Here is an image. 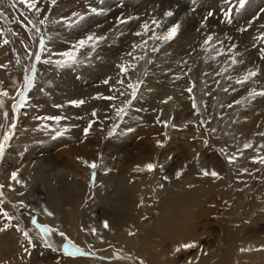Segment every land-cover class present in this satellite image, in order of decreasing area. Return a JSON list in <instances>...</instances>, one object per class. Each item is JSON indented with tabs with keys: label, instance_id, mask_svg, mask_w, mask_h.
Listing matches in <instances>:
<instances>
[{
	"label": "rangeland",
	"instance_id": "rangeland-1",
	"mask_svg": "<svg viewBox=\"0 0 264 264\" xmlns=\"http://www.w3.org/2000/svg\"><path fill=\"white\" fill-rule=\"evenodd\" d=\"M83 1L74 0V5L73 0H55V3L52 0H38L40 11L37 13L20 0H0V93H8L7 96L0 95V101L3 102L0 106V140L13 122L16 125L0 155V185H3L0 188V229H3L0 230V264H141L133 257L134 254L93 248L94 243L87 242V235L89 230H92L90 235L93 236L101 228L106 229L104 223L108 216L123 214L137 228L132 241V248L136 249L148 223L159 215L156 205L158 198L168 192L180 197L182 202L188 200V210L182 219L197 223V228L195 225L193 227L197 231L192 235L195 239L186 241V244L195 246L184 251L171 250L176 264L185 257L188 259L197 250L209 254L213 247L217 249L216 259L221 255L226 241L238 244L241 239L247 242V247L232 251L234 264H264V163L260 162L264 158V135H261L264 133V102L259 100L263 96L260 93H264V52H258V57L253 53L252 60L248 58L246 61H252L253 65L260 63L252 71L256 72L253 78L240 87H227L225 83L228 80L227 73L232 75L235 71L241 80L243 75L249 73L247 69L243 70L246 73L238 74L246 60L241 57L244 46L248 47L251 56L255 41L262 39L264 43V0H246L244 7H240L238 0H227L226 4H223L224 0H185L187 5L184 0L168 1L175 5L167 12L172 11L171 19L175 14L168 29L181 24L184 19H190L193 23L198 21L197 25L202 27L201 37L208 28L213 40L222 41L223 55H219L218 65L224 73L220 71L221 76L217 71L219 82L214 85L212 99L215 105L211 111L207 106L211 97L207 88L198 83L196 68L192 67L190 72L186 70L187 64L178 66L185 72L178 74L180 80L172 83L166 79V68L160 74L154 73L156 69L146 62L148 54L131 61L124 68L126 71L120 68L118 76L91 73L82 78L81 66L91 61L94 44L88 42L77 50L78 42L70 39L71 35L66 38L65 34L69 33L73 25L77 27L79 20L88 13L89 4H84L82 9L77 8L78 2L83 4ZM159 1L154 0V3ZM177 3L185 4V9L181 12L176 10L179 7ZM156 8L159 7L154 4V22L158 13V10L155 12ZM65 11L68 15L64 14ZM194 31L199 34L198 27ZM161 32L164 30L158 31L155 37H160ZM42 37L44 46L39 50V59H36L37 44ZM73 37L85 39L75 32ZM4 40L8 43L5 44ZM204 44L202 42L201 51L206 50ZM261 48L264 49V44ZM168 51L171 49L168 48ZM65 52H73L75 62L63 56ZM121 56H124L123 52ZM165 57L168 58L167 55ZM161 61L160 58L155 66L166 65H161ZM175 64L173 66L177 68ZM64 72L69 76L61 84ZM26 77L31 79V87L24 93L26 100L23 106L19 111H14V105L20 102L19 93L25 88ZM230 80L232 83L234 79ZM188 81L191 91L187 88ZM130 84L132 87H129ZM145 84L149 85V89ZM144 90H147L145 94ZM77 91L81 97L76 95ZM173 91H176V101L186 105L184 112L189 114L195 109V112L203 113L200 120L201 124L204 123L201 129L199 126L195 130V134L204 143L201 151L193 152V158L182 136L176 141L170 136L174 114L181 111L168 98ZM139 94L144 98L137 103ZM72 101L84 103L76 105ZM120 109L123 111L118 114ZM5 112L7 117L4 116ZM131 120L132 123L141 124V128L129 132L128 136L121 134L122 125ZM153 122L163 123L161 133H153ZM134 125L137 127V124ZM64 131L69 132L70 140H56L64 135ZM155 140L162 141L158 144L160 160L157 158V161L165 159L164 163H155L151 171L137 168L141 167L137 162L146 160V154L134 151V145L145 146ZM245 144L252 146L245 148ZM114 148L118 154L120 150L122 152L121 158H116L117 161L112 160L115 159L114 155L112 157L114 152H109ZM67 149L72 156L67 155ZM30 150L34 151L33 156L37 155L39 160L43 158L49 165L36 163L29 165L32 168H24L21 162L24 154ZM7 152H11V158L4 168L2 166ZM230 157L233 158L231 162ZM106 161L112 164L111 167L103 165ZM178 161L185 162L186 167L183 165L178 168ZM116 162L121 163V168L113 166ZM92 163L96 164L95 169L89 166ZM204 170L217 172L219 178L203 175ZM13 172L16 173L15 179L12 178ZM141 176L149 177L150 184L139 188L135 181ZM75 205L79 206L75 212V230L79 229L77 241L69 236L73 227L70 228L71 222L68 220V209H73ZM205 208L208 214L201 212ZM4 212L12 219L5 217ZM37 224L46 225L52 231L45 234L37 228ZM24 231L32 238L31 244L24 237ZM61 232H66L65 236H61ZM151 237L155 246L161 244L158 236ZM69 240L87 253L65 254L64 245ZM255 242L261 245L251 249ZM232 249L230 243L224 251ZM214 259L208 264H215Z\"/></svg>",
	"mask_w": 264,
	"mask_h": 264
},
{
	"label": "bare ground",
	"instance_id": "bare-ground-1",
	"mask_svg": "<svg viewBox=\"0 0 264 264\" xmlns=\"http://www.w3.org/2000/svg\"><path fill=\"white\" fill-rule=\"evenodd\" d=\"M168 1L169 0H160L159 3H154V0H88V1L84 0L83 4L81 2H78L77 8L81 7V9H82L84 7V4H89L90 9L88 10V13H86V16H84L82 19L79 20L77 27L75 25H73L71 27V30L69 31V33L66 32L67 33V34H65L67 36L66 38H68V36L71 35L70 39H72L76 42H79V40H80L79 38H78L79 40L74 39V37H73L74 32L79 33V35H81V37L85 38V39L88 36L103 37L102 40H98L95 43L89 42L90 44L91 43L94 44L95 49L93 51L91 61L88 62L86 65L81 66L80 70L83 73L82 78H84L85 76H89L91 73H96V74L103 75V76L104 75H110V74L111 75H117V72L119 73V69L122 68L121 66H123V69H124V68H126V66H128L130 64L131 61L136 60L137 58L141 59V58L145 57L146 54H148V58H147L146 62L150 65V67L155 68L157 71L154 73L160 74V72L166 68L165 69V70H167L166 71L167 72V74H166L167 78L166 79H169L172 83H175L179 79L178 74L182 75L185 72L183 68L181 70V67L178 68V66H183V65L187 64L188 65V69H186L187 71H190L192 67L196 68L198 83L207 88L208 95L211 97L207 102V106L209 107V109L211 111V109L215 105L214 99H212L213 98L212 97L213 92H215L214 91L215 90L214 85L218 84V82H219V77H218L217 71H218V73H220V71H222L224 73V70L221 69L222 67L220 65H218L219 59H220L219 55L220 54L223 55V52L221 51V48H222L221 42L222 41L218 42V41H216L215 38L213 40V36H212L213 34H211L209 32L208 28H207L206 32L202 35L203 37H201V31L203 30L202 27L200 25H197L198 21L193 20L194 21V23H193L190 19H188V20L184 19V20H182V23L180 22L181 24H178L176 34L172 39H170V40L165 39V37L168 34L167 32L169 31L168 27L170 26L171 21L175 17V14H174V17H172V19H171V16L166 17V13L169 11V9L171 7L175 8V5L172 4L171 2H168ZM72 4H74V0H73ZM154 4L157 7H159V8L155 9V12H156V10H158V13L156 14L157 16H155V18H154L155 22L152 20L153 14H154V9H153ZM177 4H179V3H177ZM185 4L187 5L186 1H185ZM185 4H183V5H185ZM183 5L179 4V7L176 10H180V12L182 10H184L185 8H183ZM93 9H95V11H93ZM159 9H160V11H159ZM173 13H176V12L173 11ZM177 13H179V12H177ZM64 14L68 15V12L65 11ZM190 18L192 19V17H190ZM121 21H124V22L121 23ZM145 24L148 25L147 30L144 29ZM196 27L199 28V34L195 33V31H194ZM161 29H163L164 32L163 33L161 32L162 34L160 35V37H155V35H157L156 33L158 31H160ZM167 29H168V31H167ZM81 32H83V34H81ZM137 33H141V35H137ZM158 34H160V33H158ZM208 37H211L212 39L208 40ZM75 38H76V36H75ZM204 40L208 41L206 44H204L206 50L201 51L202 42H205ZM261 41H262V39L259 42L255 41V43L253 44L254 46H252L253 52H250L251 56L247 50L248 47L245 48V46H244L245 51L241 54V57L245 58L246 60L243 61V65L240 64L241 68H239L240 71L238 74H241V72H242V74L246 73V72H243V70L246 71L247 69L249 70V72L250 71L252 72L253 70H255V68L257 66H260V63L253 65L252 61L250 63H246V61L248 60V58L252 60V58L254 57L253 53L255 54L256 57H258V55H259L258 52H264V49L261 48V46L264 43H262ZM59 46H57V47H59ZM168 48H170L171 51H168ZM121 52H123V55H124L123 57L121 56ZM137 54L139 56H136ZM165 55H167L169 59L166 58ZM141 56H143V57H141ZM259 57H261V56H259ZM160 58L162 59L161 65L166 64L165 66H162V67L161 66L160 67L155 66L158 63V60ZM170 59L173 61H169ZM174 61H176V64ZM173 64L177 65V68L175 66H173ZM245 64L247 66H245ZM240 65H239V67H240ZM150 67H149V69H151ZM84 70L86 72H84ZM170 73H172L173 75ZM221 73H220V75H221ZM62 75L63 76H62L61 84L64 83L66 77H68L69 74L67 75V73L64 72ZM226 76H227L226 79H228L227 81H225L227 87H228V85L229 86L232 85L235 87L242 86V83L238 82V81H242L241 76L237 75L235 71H233L232 75H230V73H227ZM243 78H244V75H243ZM230 79H234V80H232V83H231ZM262 81H263V79H262ZM189 82L190 81H188V83H187L188 89L191 85ZM244 82H246V81H244ZM66 84H68V83H66ZM144 86H146L147 89H149V87H148L149 85L145 84ZM68 87L69 86H67V88ZM69 90H71V89L69 88ZM79 90H81V89H79ZM262 90H264V88ZM146 92H147V90H144L143 94H145ZM173 92L174 93L172 94V96H170L171 97L170 100H171L173 106L174 105L178 106L180 108L179 110H181V111H178L174 114L173 123L171 124L172 126L170 125L172 127V128L170 127V129H171L170 136H171V139L173 137V139L175 141L179 140V137L182 136L183 138H181V139H183V142L186 143V145L188 146V151L191 153L190 157L193 158L194 153L201 151L202 144L204 143V141L202 139H200L197 134H195V132L198 130V127L200 126V129H201V126L204 123L203 122L201 124V120H200V116H203V113L200 111H197V110L195 112V109L193 111L191 110V112H189V114L187 112H184V109L186 108L184 106H186V105H184V103L181 101L179 102V100L176 101V98H177V97H175V96H177L176 91H173ZM260 92H261V90H260ZM67 93H68V89H67ZM79 93L80 92L77 91L76 95L80 96ZM96 93H97V91H96ZM178 94H179V92H178ZM72 95H73V93H72ZM84 95H87V94H84ZM77 96H75V97H77ZM141 98H144V97H143V95L139 94V97L137 99V103ZM259 100H261L262 101L261 103H263L264 102L263 101L264 95L260 96ZM254 105L255 104H253V106ZM255 106H257V105H255ZM168 109H170V107ZM170 114L172 115L171 110H170ZM170 118H171V116H170ZM135 121H137V120H135ZM134 124H137V127H135ZM199 124H201V125H199ZM153 126L154 127H152V131L154 134H159V132L161 133V131L163 129V123L161 124V123L157 122V124H155ZM194 126H196V127H194ZM140 128H141V124H138L136 122L132 123V120H131L128 122V124L122 125V131L120 129V133L124 134L125 136H128L129 132L131 133V131L133 132V130H138ZM63 134L64 135H62L61 137H57L56 140L60 139L63 142H68L70 140L71 135L67 131H64ZM153 137H155V135ZM64 138H66V139H64ZM161 140H155L153 143L148 142L145 146L134 145L135 146L134 147L135 149L133 148L134 151H141V153L143 152L146 154V156H145L146 160L141 161V162H137L138 164H141V167L137 166L138 165L137 164L136 165L137 168L142 169V167H144V169H143V171H144V170H147L145 168V166L147 164H149V163L155 164L158 162L157 158L159 159L158 151L160 150L159 149L160 147L158 146L157 141H159L161 144L162 143ZM174 140H172V143ZM96 145H95V147H96ZM64 150H66V149H64ZM120 151L118 154V152H116L115 148L113 150L112 149L109 150V152H111V153L114 152V153H112V157L114 155L115 159H112V160L117 161L116 158H121L122 152H120ZM33 152H34L33 150H30L29 152H27V154H24V159L21 162L22 163L21 165L25 166L24 168H27V167H29V165H33L36 163H37V165L38 164L49 165L48 162L43 161V158L39 160L37 158V155L33 156ZM10 154H11V152H7L6 157L4 158V162H3L4 165L2 167L5 168V165L7 166V162H8L7 160H10V158H11ZM67 155L72 156L69 150H68ZM132 156L134 157V155H132ZM215 156L217 157V155H215ZM163 158H164V154H163ZM165 158H167V157H165ZM166 160H168V159H166ZM74 161H76V160H74ZM164 161H165V159L159 161L158 163H164ZM110 164L111 163L109 161H106V162H104L103 165L106 168L107 167L109 168L112 165V164L111 165ZM177 164H178V168H179V167H182L183 165H185V162H179L178 161ZM177 164H176V166H177ZM41 165H39V166H41ZM113 166L121 168V163L117 164V162H116L113 164ZM185 167H186V165H185ZM180 171H181V169H180ZM143 177L144 176H141L140 178H137L135 181L136 185L139 188H141L142 186H147L148 183L150 184L149 177H144V178ZM155 179H156V177H155ZM8 186H9V184H8ZM168 193L163 195V196L161 195L158 198V203L156 205H158L157 209L159 211V213H158L159 215L157 218L151 220L148 223V226L145 228L146 230H145L144 234L141 236L139 242L137 243L136 249H133L134 247L132 248V245H133L132 241L134 240V235L137 232V228H134L132 226L133 223L131 224L130 222H128L129 218L124 217L123 214L115 215L112 217L108 216V218H107L108 219L107 220L108 227L106 229L101 228L98 233H95L94 235L92 234L93 236L90 235L92 230H89V234L87 235V232H88V228H87V230H86L87 231L86 235L88 236L87 242H89V241L93 242L94 243L93 248H95V249L106 248L108 250H114V251H119V252H123V253H128V255L134 254L133 257L138 259V262H140L141 264H176V262H175L176 259L172 258L173 257L172 256L173 255L172 249L173 248L177 249L178 247H180L184 243L186 244V241H189V239L193 238L192 237L193 232L196 231V229H194L193 227H194V225L196 227L197 223L193 222V221L191 222V219L189 222L188 221L186 222L185 220L182 219L183 216L185 215L184 213L186 212V210H188V208L186 209L187 204H188V200L185 199L186 202L185 201L182 202V200H180V197H178L176 195H171ZM147 197H148V195H147ZM147 197H145V198H147ZM142 198H143V196H142ZM78 208H79V206L75 205L73 209H71V208L68 209V213H69L68 214V217H69L68 220H70V222H71L70 228L73 227L72 231L68 230L69 233L71 232V234L70 235L68 234V235L71 238H73L75 241L79 240L78 232H77L79 229L77 231L75 230V228L77 229V227L75 225V214H76L75 212ZM132 211H133V207H132ZM207 211H208V209H206V208L201 210V212L204 214H206V213L208 214ZM194 213H196V212H194ZM117 214H119V213H117ZM187 214H188V212H187ZM187 216H189V215H187ZM131 218H133V217H131ZM194 218H196V217H194ZM194 218H193V220H194ZM176 221H177V223H176ZM195 221H197V219ZM187 223H188V225H186ZM201 224L203 225V223H201ZM67 228H68V225H67ZM64 233H66V232H64ZM130 233H132V234L130 235ZM151 236H153V237L158 236L160 238L161 244L155 246L154 241H153ZM16 237H18V236H16ZM242 238H244V237H242ZM193 239H195V237ZM135 243H136V241H135ZM230 243H231V246L233 247V249L231 251H224L226 248V245L230 244ZM235 243H237V242H234V241H231V242L228 241L227 242L226 241L225 245H223L222 251L220 252L221 255L219 254L220 256L216 259H214V257L216 256V254H218L217 249H216V247H213L211 245V248L213 247V249L209 250L210 251L209 254H208V252L207 253H201L200 251L198 252V250H197V252L193 253V255L191 257H188V259L185 257V259L179 264H208L210 262V260H212V259H214L215 264H234V254L232 253V251L234 252L238 248H246L247 247V242L244 239H241V241L238 242V244H235ZM24 245H26V244H24ZM259 245H261V244H258L255 242V244H253L250 248L251 249L257 248ZM181 250L184 251L185 248H181ZM219 251H220V249H219ZM226 252H228L229 255L225 254ZM258 255H259V252H258ZM117 264H119V263H117Z\"/></svg>",
	"mask_w": 264,
	"mask_h": 264
},
{
	"label": "snow or ice",
	"instance_id": "snow-or-ice-1",
	"mask_svg": "<svg viewBox=\"0 0 264 264\" xmlns=\"http://www.w3.org/2000/svg\"><path fill=\"white\" fill-rule=\"evenodd\" d=\"M20 2L26 4L27 7H28L30 10H35L37 13H39L40 9L37 7L38 0H20ZM52 2L55 3V0H52ZM238 2H239L240 7H244V5H245V3H246V0H238ZM93 11H95V9H93ZM166 15H169V16H170V15H172V13L169 12V13H166ZM209 15H211V13H209ZM123 22H124V21H121V23H123ZM29 23H31V21H29ZM41 23H44V21H41ZM177 28H178V25L173 26L172 28H170L169 31H168L167 36L165 37V39H169V40L172 39V38L175 36V34H176ZM144 29H145V30L148 29V25H147V24L144 25ZM137 35H141V33H137ZM102 39H103V37L88 36L86 39H82V40H80V41L78 42V44L76 45V49L78 50L79 48L85 47V46L88 44V42H93V43H95L96 41H98V40H102ZM211 39H212L211 37H208V40H211ZM207 42H208V41L206 40L205 43H207ZM4 43L7 44L8 41H7V40H4ZM41 43H43V41H41ZM62 55L65 56V57H67L69 61H71V62H75V55H74L73 52H65V53H63ZM37 59H39V55H37ZM58 63H59V62H58ZM233 63H235V60H233ZM121 67H122V70H123V71H126V69H123V66H121ZM255 75H256V72H251V71H250L246 76H244V78H243L242 81H238V82L243 83L244 81H247L248 79H250L251 77H253V76H255ZM105 83H107V81H105ZM121 83H122V81H121ZM29 87H31V79L28 78V77H26V85H25V88H24L23 92L19 93V95H20V102H19V104L14 105V111H19V108H20L21 106H23V104H24V102H25V100H26V96L24 95V93L27 92V90H28ZM129 87H132V85L130 84ZM189 91H191V89H189ZM132 94H133V96H135V90H133V93H132ZM0 95L7 96L8 93H7L6 91H4V92L0 93ZM260 95H264V93H260ZM106 99H112V97H107ZM169 99H171V97H169ZM2 103H3V102L0 101V106H2ZM71 103L76 104V105H79V104L84 103V101H72ZM193 107H195V104L193 105ZM122 111H123V109L118 110V114H120V112H122ZM7 115H8L7 112H5V113H4V116L7 117ZM93 115H95V112L93 113ZM49 119L59 120L60 117H49ZM15 126H16V125H15V122H13L12 125H11V127H10V129H9V131L6 132V133L4 134L2 140H0V155L3 154L7 142L11 139V137H12V129H14ZM89 127H90V126H89ZM87 132H88V129L86 128V129H85V133H87ZM111 134H112V133L110 132L109 135H111ZM261 135H264V133H261ZM157 143L160 144L159 141H157ZM161 146H162V145H161ZM251 146H252L251 144H245V145H244L245 148H249V147H251ZM232 159H233V158L230 157V158H229V161L231 162ZM260 162H261V163H264V158H261ZM85 163H87V162H85ZM89 166H90L91 168H93V169L96 168V164H95V163H92V164L89 165ZM145 168H146L147 170L151 171V170H154L155 165L149 163V164H147V165L145 166ZM141 170H143V169H141ZM93 175H94V173H93ZM179 175H180V173L178 172V173H177V176H179ZM203 175H205V176L211 175V176H213V177L219 178V174H218L217 172H215V171H211V172H209V171H207V170H204V171H203ZM12 178H13V179L16 178V173H15V172L12 173ZM2 187H3V185H0V188H2ZM0 195H2V193H0ZM48 215H52V213H48ZM4 216L7 217L9 220L12 219L10 216H8V213H7V212H4ZM33 223H34V224L36 223V221H35L34 218H33ZM36 226H37V228H39V229H40L42 232H44L45 234L50 233V232L52 231V230H51L48 226H46V225H40V224H37ZM4 227L7 228L8 225L5 224ZM104 227H105V228L108 227V223H107V222L104 223ZM0 230H3V229H0ZM93 231H94V230H93ZM131 234H132V233H130V235H131ZM23 235H24V237L28 240V242L31 244V242H32V238L29 236V233H28L27 231H24V232H23ZM60 235H61V236H64V233L61 232ZM48 246L51 247V245H48ZM194 246H195L194 244H183V245H181L180 247H178V248L176 249V251H180L181 248H192V247H194ZM243 250H244V249H242V251H243ZM25 251L27 252V249H25ZM64 252H65V254H69V255H74V254H77V253H79V254H81V255H85V254H86V253H84L80 248H78L76 245H74V244L72 243V241H70V240L64 245Z\"/></svg>",
	"mask_w": 264,
	"mask_h": 264
}]
</instances>
